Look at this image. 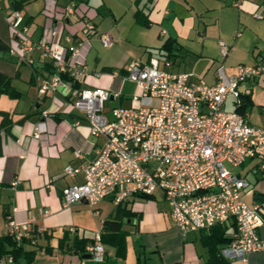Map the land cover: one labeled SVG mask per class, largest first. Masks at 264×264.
Segmentation results:
<instances>
[{
    "label": "crops",
    "instance_id": "crops-1",
    "mask_svg": "<svg viewBox=\"0 0 264 264\" xmlns=\"http://www.w3.org/2000/svg\"><path fill=\"white\" fill-rule=\"evenodd\" d=\"M12 1L0 0V37L9 45L17 43L9 23ZM236 2L30 0L21 10L29 33L36 40L41 37L52 39L51 31L62 21L60 41L65 45L78 44L83 38L84 18L95 22L90 43L81 46V58L91 73L90 84L112 88L114 98H120L121 105L124 98H132L133 91L139 90L131 80L119 78L123 72L120 68L126 72L129 60L119 65L102 55L93 59L90 57L93 38L103 43L99 35L108 32L114 42L111 45L103 43L105 46L126 45L133 54L143 47L144 52L133 59L150 62L156 57L161 66L170 61L168 68L189 71L195 80L203 78L208 83H215L220 64H224L227 73H234L238 64L255 63L264 52V17L254 15L256 11L264 12V0ZM68 5H74L75 12L66 13ZM139 8L148 14L149 25L137 21ZM220 39L230 45L225 56L221 53ZM34 56L35 62L30 64L11 55L9 49L0 50V62L2 59L8 61L5 65L0 64V70L12 76L13 85L23 92L18 98L0 94V110L9 112L7 121L0 125V235L7 233V207L15 221L29 224L30 232L26 238L32 240L22 242L26 248L36 249L30 261L23 254L16 260L4 259L0 264H78L79 261L95 264L88 256L90 244L85 251L79 252L66 245L60 246L59 239L65 229L72 226L79 235L94 238L95 232L103 228L104 219L115 213L117 203L107 196L95 204L83 199L63 206V188L84 179L82 172L71 176L64 169L67 164L78 165L92 159L106 137L91 133L89 121L82 111L57 109L75 98L71 86H62L68 91L66 94L59 91L39 93V80L54 68L49 60L41 57L39 50ZM97 72L102 75H92ZM239 89L240 106L236 95L230 93L225 99V108L239 107L252 123L264 126V75L242 81ZM117 91L120 93L116 94ZM104 113L113 117L112 110L106 113L104 108ZM3 116L0 113V123ZM38 122H43L45 127L40 137L33 133ZM240 172L250 182L244 190L245 200L260 202L264 216V171L259 167V160L249 158L242 164ZM126 202L136 214L122 222V227L127 230L125 253L119 254L115 243L103 240L106 254L102 264H206L210 250L204 237L210 228L184 234L173 224L170 205L164 195L162 198L155 193L151 197L135 195ZM45 209L50 211L45 214ZM221 224L226 227L228 238L218 242L223 254L222 249L235 237L236 222L231 219ZM35 227L43 230L38 231L36 238L32 232ZM45 230L52 232L50 238ZM75 232L70 230L71 234ZM259 232L264 238V224ZM223 256L229 264H264V249L250 252L246 260Z\"/></svg>",
    "mask_w": 264,
    "mask_h": 264
},
{
    "label": "built area",
    "instance_id": "built-area-1",
    "mask_svg": "<svg viewBox=\"0 0 264 264\" xmlns=\"http://www.w3.org/2000/svg\"><path fill=\"white\" fill-rule=\"evenodd\" d=\"M73 12L74 5L66 6V13ZM8 14L17 37V43L9 45L10 54L33 64L34 52L39 50L54 68L39 80V93L66 94L62 86H71L75 98L57 109L82 111L91 133L106 137L92 159L65 166L66 174L82 172L84 179L63 188V206L83 199L95 204L107 196L118 204L138 194L154 195L160 189L170 205L173 224L184 234L233 219L236 234L222 249L224 255L246 260L250 252L264 249L259 232L264 224L261 203L245 200L244 190L250 182L229 166H242L249 158H257L264 171V126L252 123L239 107L230 110L224 105L227 95L234 93L240 106V83L264 75V52L255 63L238 64L234 73H227L220 64L215 83L195 80L189 71L168 68L170 61L161 66L156 57L150 62L132 59L119 78L131 80L139 90L133 91L130 104L114 106L113 117L109 118L104 108L113 90L90 84L91 73L81 58V46L90 43L95 22L84 18L83 38L78 44L65 45L60 41L62 21L51 31L52 39L36 40L29 33L21 9L11 8ZM254 15L261 18L264 12L256 11ZM99 38L106 45L114 42L108 32L100 33ZM220 48L225 56L230 45L220 39ZM43 131V122H38L34 136L40 137ZM49 211L45 209L44 213ZM7 232L20 243L30 227L9 216ZM88 250L95 264L105 261L102 229L95 232ZM8 259L12 261L13 257Z\"/></svg>",
    "mask_w": 264,
    "mask_h": 264
},
{
    "label": "trees",
    "instance_id": "trees-1",
    "mask_svg": "<svg viewBox=\"0 0 264 264\" xmlns=\"http://www.w3.org/2000/svg\"><path fill=\"white\" fill-rule=\"evenodd\" d=\"M30 0H13V8H19L23 9L25 5ZM137 21L140 22L143 25H149L150 19L148 17V14H146L142 9H137L136 12ZM9 49V44L4 41L0 37V50L6 51ZM171 53L169 52V56ZM112 70L114 68H111ZM120 71H125L123 68H120ZM0 92H6L9 95L15 97L20 96L19 90L12 84L11 82V76L4 73L0 70ZM0 113H2L3 119L0 123V125L4 124L5 121H7V117L9 116V112L5 110H0ZM1 152V150H0ZM139 196H146L151 197L153 194H138ZM126 200L124 202H120L116 205V211L111 216L104 219L103 228H102V236L103 240L105 241H112L117 245V250L119 254L125 253V235L127 233V230L122 227V222L125 219H129L132 214H136L135 212H132L130 208L127 207ZM5 214L10 215L9 208L6 207ZM71 228H67L64 231V234L59 239V245L60 246H67L70 249H73L74 251H85L87 249L88 244H92L94 242V238H89L87 236L79 235L74 229L73 234L70 233ZM38 231H43L40 229L32 230L33 234H35V238L37 237ZM227 230L226 227H224L221 223L215 224L209 229V232L205 233L204 240L209 245L210 255L208 257V260L206 264H229V262L225 261V257L221 253V249L218 245V242L221 240L228 239L226 236ZM45 234L47 237L52 236V232H48L45 230ZM26 240H32L31 238H26V236L23 237V240H21L20 243H18L17 239L7 232L6 234L0 235V261L4 259H8L10 256L13 257V260H16L20 255H26L28 260L30 261L34 255H35V248L28 249L25 247L24 243L22 241ZM37 241V240H36ZM35 241V242H36Z\"/></svg>",
    "mask_w": 264,
    "mask_h": 264
},
{
    "label": "rangeland",
    "instance_id": "rangeland-1",
    "mask_svg": "<svg viewBox=\"0 0 264 264\" xmlns=\"http://www.w3.org/2000/svg\"><path fill=\"white\" fill-rule=\"evenodd\" d=\"M92 43L94 44V46L91 50L90 57L92 56L94 59V56L102 55L106 60L114 61L113 63H117V64L122 63L125 60L130 61L134 57H139L140 54H138V53H141L143 51V47H142V49L138 48L137 52L133 54V50L128 49V47L126 45H115V46L109 47V46L103 45V43H101L100 41H97L95 38H93ZM143 56L145 57V55H143ZM2 60H4V61L2 62ZM2 60L0 62V64H2V65H5V63L8 62L5 59H2ZM12 81H13V77L11 76V82ZM19 92H20V95L23 94V92L21 90H19ZM0 94H7L8 96H10L12 98H18L19 97V96L13 97L6 92H0ZM130 102H131V98H128V97L124 98L122 105L130 104ZM120 103H121L120 98H117V97L116 98H109L106 101V107H105L106 113H108V111H111L114 106L120 105ZM229 166L235 171H242V166H231V165H229ZM155 194L157 195L158 198L163 197V192L160 189H157L155 191Z\"/></svg>",
    "mask_w": 264,
    "mask_h": 264
},
{
    "label": "water",
    "instance_id": "water-1",
    "mask_svg": "<svg viewBox=\"0 0 264 264\" xmlns=\"http://www.w3.org/2000/svg\"><path fill=\"white\" fill-rule=\"evenodd\" d=\"M110 98H114V93L113 92L110 94ZM88 256H91V253H88Z\"/></svg>",
    "mask_w": 264,
    "mask_h": 264
}]
</instances>
